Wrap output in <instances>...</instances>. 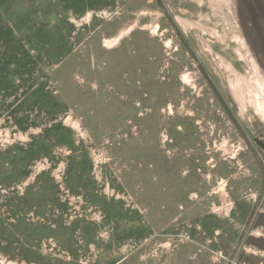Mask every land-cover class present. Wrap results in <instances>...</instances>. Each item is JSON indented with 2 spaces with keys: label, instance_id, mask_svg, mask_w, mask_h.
<instances>
[{
  "label": "rangeland",
  "instance_id": "obj_1",
  "mask_svg": "<svg viewBox=\"0 0 264 264\" xmlns=\"http://www.w3.org/2000/svg\"><path fill=\"white\" fill-rule=\"evenodd\" d=\"M0 264H264V0H0Z\"/></svg>",
  "mask_w": 264,
  "mask_h": 264
},
{
  "label": "crops",
  "instance_id": "obj_2",
  "mask_svg": "<svg viewBox=\"0 0 264 264\" xmlns=\"http://www.w3.org/2000/svg\"><path fill=\"white\" fill-rule=\"evenodd\" d=\"M135 52H137V51H135ZM134 57L135 58H133L132 60L130 59V62L132 63L133 68L139 72H142L143 71L142 66L146 67V64L148 61L145 59V57L143 55L134 56Z\"/></svg>",
  "mask_w": 264,
  "mask_h": 264
},
{
  "label": "bare ground",
  "instance_id": "obj_3",
  "mask_svg": "<svg viewBox=\"0 0 264 264\" xmlns=\"http://www.w3.org/2000/svg\"><path fill=\"white\" fill-rule=\"evenodd\" d=\"M121 36H123V33L121 34ZM118 41H119V39H118V37H117V38H115L112 42L108 41V42H107V45H110V44L114 45V44L118 43ZM184 78H185V80H187V79H186V76H184Z\"/></svg>",
  "mask_w": 264,
  "mask_h": 264
}]
</instances>
